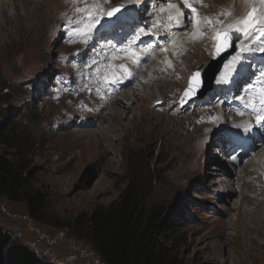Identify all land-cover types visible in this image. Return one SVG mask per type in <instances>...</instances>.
I'll list each match as a JSON object with an SVG mask.
<instances>
[{"label": "rangeland", "instance_id": "obj_1", "mask_svg": "<svg viewBox=\"0 0 264 264\" xmlns=\"http://www.w3.org/2000/svg\"><path fill=\"white\" fill-rule=\"evenodd\" d=\"M167 2L87 0V7L99 4L105 12L117 6L133 11L120 24L97 15L96 27L83 36L76 31L85 18L74 10L86 7L79 0H0V126H6L7 137L0 154L20 162L29 187L45 197L40 217L33 219L22 200L0 194V228L33 250L38 264H104L87 231L75 221L82 213L117 201L132 183L142 187L149 206L166 209L167 242L186 264H264V202L255 196L258 188L250 190L247 200L255 209L233 210L239 190L226 194L215 183L220 177L210 174L217 164L234 169L217 149L230 115L208 103L182 107L187 83L194 74L200 76L198 70L211 61L216 45L219 26L207 22L217 18L208 1L193 4L199 26L207 31L203 35L191 27L185 8L186 27L173 31L176 44L170 48L171 32L157 38L160 45L153 32L140 34L137 41L148 37L144 48L164 52L140 68L135 83L122 90L129 94L125 101L122 93L118 100L109 98L115 92L105 78L118 91V81L125 85L134 73L121 56L137 34L125 43L123 39L139 27L157 30L158 24L151 25L154 13L162 21L159 29H173L167 13L156 12ZM194 33L201 41L198 49L188 48L190 59L197 57L189 73L185 76L183 67H173L159 80L153 64L180 65L185 41L178 40ZM130 51L140 65L145 59L142 45ZM193 84L195 93L203 87ZM206 115L210 120L202 119ZM261 143L264 139L254 142ZM260 153V145L254 146L235 169L252 165ZM227 206L230 209L224 210Z\"/></svg>", "mask_w": 264, "mask_h": 264}, {"label": "trees", "instance_id": "obj_2", "mask_svg": "<svg viewBox=\"0 0 264 264\" xmlns=\"http://www.w3.org/2000/svg\"><path fill=\"white\" fill-rule=\"evenodd\" d=\"M5 125L0 126V143ZM0 194L22 200L33 219L40 217L45 197L29 187L25 167L0 154ZM166 209L149 206L145 192L132 183L121 197L106 207L82 213L75 224L87 231L104 264H186L167 242ZM0 264H38L35 252L0 228Z\"/></svg>", "mask_w": 264, "mask_h": 264}, {"label": "bare ground", "instance_id": "obj_3", "mask_svg": "<svg viewBox=\"0 0 264 264\" xmlns=\"http://www.w3.org/2000/svg\"><path fill=\"white\" fill-rule=\"evenodd\" d=\"M208 1V4L210 5L209 8L212 9V12L216 14V16L218 15V13H220L222 10H234V15L235 17H239L241 16L242 14L246 13L247 9L245 8L244 6V3H243V0H207ZM216 1V3H212ZM7 2V1H6ZM3 3V1H2ZM29 3V2H28ZM168 4H176L180 7L181 11L183 12V9H184V6L180 3V0H168V2L166 4H163V8L161 9H164V11H161V9L157 10V14L158 13H164L166 12L167 15L169 14V9L167 8V5ZM199 3H195V6H198ZM29 5V4H27ZM216 5V6H215ZM256 6L257 8H260V5L258 3V0H256ZM41 7V6H40ZM39 7V8H40ZM196 8V7H195ZM26 9V7H25ZM36 9V8H35ZM172 11V15H173V18L177 19L176 17V13L174 10H171ZM259 15V14H258ZM159 16V15H158ZM223 17V16H222ZM224 18V17H223ZM182 22L184 20L183 17H180L179 18ZM169 21V20H168ZM169 23H172V21H169ZM184 23V22H183ZM159 26L160 24L157 25V30L155 31H151L153 32V36H155V41H157V45H160V40H157V38L161 35V34H166L167 32H171V37H172V43L171 45L168 47L170 48L171 46H173V44L175 45L176 44V34H172L174 30H178V24L177 23H174L173 24V29L170 30L168 27H165L164 29L162 28L161 26V29H159ZM257 28L259 29V31H261V33H264V22L262 23H259L257 25ZM181 30V29H180ZM194 36L193 35H189V37L187 39H180V40H183V41H187L189 42V44L187 45L185 42H184V47L182 50L179 51V53H184V56H181L178 55V58L180 57V60H181V64L180 65H177L176 66V62L173 63V62H170V60H168L171 64L172 67H161V64L160 65H156V64H153V67L151 68L152 71H159L160 73H157L158 75V79H163V77L165 75H168V74H171L169 73L170 71H173V67H177V68H180V67H183L184 68V74L185 76L189 73V70H190V67L193 66V62H196V58L197 57H194L192 59H190V55H187L188 54V48L189 50L192 49H198V44L200 43L201 40L197 39L196 37L193 38ZM259 37L263 38L264 35H260ZM159 39V38H158ZM232 39H233V36L231 37V41H230V44L229 46H227L224 50H222L221 52L224 53L225 50H227L230 46H232ZM241 39V36H239V39H238V44H237V50L238 51H242L243 49H246L245 47L246 46H250V44L248 42H246V39L244 38V36L242 37ZM240 40V41H239ZM148 41V37H146V34L144 35V38L141 39L140 41H137V39H133L132 41H130L128 43L129 45V49H126L124 50L123 52V55L121 56L122 58V62L123 64H128V67H129V70H132L134 73L131 75L133 76V79H130V78H127L126 79V83L124 85V83H121L119 85V89L118 91H115V87L113 86V81H110L108 80V78L106 79L105 78V84L106 85H109L110 86V89L113 90L115 93L114 94H111V97H114L116 96L115 98H117V100L120 98L121 95L125 96V98L123 97L122 100L125 101V99H127L129 97V94H126V92L122 91L123 89H125V87H127L128 85L132 84L134 82V79H136V75L139 71V69L141 68V70L143 69V67H145L147 64L151 63L150 60L152 61V59L156 56V54H162L161 52H164V51H161V52H158V50H150V48H144L143 46L146 44V42ZM245 43V45H244ZM138 45H142V48H143V53L142 55L145 56V59L141 62L140 65H136L138 64L139 62L137 61L136 57L134 55H131V51H134L137 49V46ZM180 46V44H179ZM190 46V47H189ZM180 48H182L180 46ZM156 49V48H154ZM179 49V48H178ZM200 51V50H199ZM125 53V55H124ZM170 53V52H169ZM197 52H193L194 56H197ZM215 54V51H212L211 55H212V59H213V55ZM124 56V58H123ZM160 56V55H159ZM114 57V56H113ZM130 57L131 59H133L134 63L130 60ZM157 58V57H156ZM140 60H141V57H140ZM192 60H195V61H192ZM152 65V64H151ZM188 65V66H187ZM231 64H224L223 67L225 68L226 66H230ZM190 66V67H189ZM148 69V68H147ZM131 72V71H130ZM129 73V72H128ZM154 73V72H153ZM126 75V74H125ZM124 76V74H123ZM138 77V76H137ZM120 79V78H119ZM179 83V81H176ZM196 82L198 83L196 80L193 81V83ZM135 83V82H134ZM157 83V82H156ZM117 86V85H116ZM128 88V87H127ZM120 93H122L120 95ZM131 96V95H130ZM134 95H132L131 98H133ZM116 100V101H117ZM121 100V101H122ZM132 100V99H131ZM124 103V102H123ZM111 111L113 112L114 111V107H111ZM124 108V107H123ZM208 115V114H207ZM206 115V116H207ZM208 117V116H207ZM205 116L202 117V119H205L206 121L210 120V116L207 118ZM200 121V120H199ZM194 123V122H193ZM242 127L243 126H239L240 128V131H244V129L242 130ZM220 137V136H219ZM264 139V138H263ZM262 141V140H261ZM260 141V142H261ZM259 142V143H260ZM212 143V140L211 142ZM258 146L260 145V150H261V153L258 154V155H254V163L252 165H248V166H244V167H241L239 169H235V165L239 164L241 162V160H237L236 158H232V156H229L228 158V161L229 163L231 164L232 168L234 167L233 171L232 170H228L226 169L225 166H223L222 164H217L216 167H214V170H213V174L210 173L211 175H215L217 177H220L219 180L217 182H215L217 185H220L222 187V189L226 192L227 194V191L229 192H233L236 193L237 192V189L239 190V193L237 192L238 196L240 195L239 197V202H238V205H236V203H233L231 205V207H233V210H238L239 208H243L244 210H249V209H252V208H256V205L255 207L252 205H250L249 202H247L248 198H249V192L250 190L254 187V188H258L257 189H254V190H257L256 193H258L257 195H255L257 198H259V201L262 203V201L264 202V185L261 184V180H264V144H254L253 146ZM254 149V147H253ZM204 152H206V148L205 149H202ZM224 156V154L222 155ZM245 157V156H244ZM244 159V158H243ZM249 169L248 171H246V169ZM251 169V170H250ZM239 170V171H238ZM209 174V175H210ZM231 177V181H229ZM237 178V179H235ZM240 180H242L241 182H239ZM232 183V184H231ZM231 184V185H230ZM243 193V194H241ZM254 196V197H255ZM255 199V198H253ZM252 199V200H253ZM253 204V203H252ZM264 204V203H263ZM261 205V204H260ZM262 206V205H261ZM264 206V205H263ZM238 207V208H237ZM230 209V206L228 207H225L223 208L224 210L226 209ZM259 208V207H258ZM264 210V209H263ZM241 211V209H240ZM253 211V210H252ZM255 212V211H254ZM259 212V211H258ZM244 214V213H243ZM248 215V214H247ZM255 215V214H254ZM251 216V215H250ZM249 216V217H250ZM248 217V216H247ZM252 219V218H251ZM249 219V220H251ZM255 220V219H254ZM259 220V219H258ZM257 220V221H258ZM248 222V221H247Z\"/></svg>", "mask_w": 264, "mask_h": 264}, {"label": "snow or ice", "instance_id": "obj_4", "mask_svg": "<svg viewBox=\"0 0 264 264\" xmlns=\"http://www.w3.org/2000/svg\"><path fill=\"white\" fill-rule=\"evenodd\" d=\"M79 2L84 3L86 5L85 8L76 7L74 10L77 13H84L85 18L81 21V26L76 29L83 36H87L88 33L92 31L96 27V24L99 22L97 19V15L103 16L107 15L108 17H112L121 11L122 6L113 7L105 12V10L99 5L94 4L91 8L87 7V0H79ZM107 2V0H105ZM73 3H76V0H73ZM183 6L185 8H189L192 12L193 16V28L197 29V24L195 21V17L198 14L197 9L193 6L194 3L203 4V0H182ZM244 6L247 9L246 13L242 14L239 17H235L234 10H222L218 13L215 21L212 19H208V24L218 25L219 27L215 33V41H216V52L215 54H219L220 51L224 50L227 46H229L231 37L235 34L238 36L249 37L253 35V28L255 25L264 22V0H258L260 8L256 6V0H243ZM207 6V5H204ZM167 8L170 10L168 14L169 21L173 20L172 11L174 10L176 13V23L179 25L182 21L179 19L183 17L184 13L181 11L180 7L176 4H168ZM98 10V11H97ZM164 11V9H161ZM259 14V15H258ZM220 16H223L225 19H219ZM145 29H141L140 33L137 34L135 39L140 38V34L145 33ZM200 35H203L204 32L200 31ZM195 33L194 37L195 38ZM264 35V33H262ZM261 52H264V48L260 49ZM120 68L125 72L126 75H129L128 70L120 65ZM198 73L194 74L193 77L190 78L188 87L186 88L181 101L184 102L185 98H191L197 90L193 84L194 80H197ZM198 82V81H197ZM261 103H264V99L261 100ZM243 115V113H239ZM258 123L264 122V116L256 117Z\"/></svg>", "mask_w": 264, "mask_h": 264}, {"label": "water", "instance_id": "obj_5", "mask_svg": "<svg viewBox=\"0 0 264 264\" xmlns=\"http://www.w3.org/2000/svg\"><path fill=\"white\" fill-rule=\"evenodd\" d=\"M121 10L122 11L118 15H114L112 17L107 16V18L113 19L114 21H120V19L123 16V12H124V9L121 8ZM237 39H238V36L233 35L232 43H234ZM215 52H216V50H215ZM232 52H233V49H232V51L227 50L224 53H221V51H220L218 55L217 54L213 55V59L211 61L202 65L201 69L199 70L200 76H198V79L196 81H198L200 84H202L203 87L201 88L200 91L194 93V95H192L191 98H187L186 102L203 96L204 93L210 89V86H211V83L214 79V76L219 71L222 62L225 60L226 57H228L230 54H232Z\"/></svg>", "mask_w": 264, "mask_h": 264}]
</instances>
